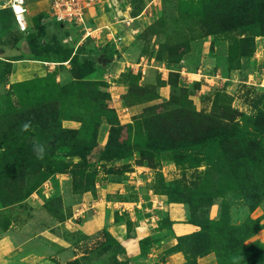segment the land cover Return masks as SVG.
Wrapping results in <instances>:
<instances>
[{
	"label": "rangeland",
	"instance_id": "obj_1",
	"mask_svg": "<svg viewBox=\"0 0 264 264\" xmlns=\"http://www.w3.org/2000/svg\"><path fill=\"white\" fill-rule=\"evenodd\" d=\"M80 1L28 0L24 34L0 9V264H220L251 220L264 244V0Z\"/></svg>",
	"mask_w": 264,
	"mask_h": 264
},
{
	"label": "built area",
	"instance_id": "obj_2",
	"mask_svg": "<svg viewBox=\"0 0 264 264\" xmlns=\"http://www.w3.org/2000/svg\"><path fill=\"white\" fill-rule=\"evenodd\" d=\"M28 0H0V9L10 10L16 29L24 34L28 30L26 18ZM53 19L60 24H77L83 21V7L80 0H49ZM86 4V2H82ZM90 3L86 4L89 5Z\"/></svg>",
	"mask_w": 264,
	"mask_h": 264
},
{
	"label": "trees",
	"instance_id": "obj_3",
	"mask_svg": "<svg viewBox=\"0 0 264 264\" xmlns=\"http://www.w3.org/2000/svg\"><path fill=\"white\" fill-rule=\"evenodd\" d=\"M10 13L12 20H14L13 14L10 10H7ZM249 225L245 227H250L249 233H244L242 236L233 237L230 242L224 243V237L222 238L221 252L217 249L219 254L220 264H226L222 259V252L225 254L233 252L237 258L235 260L239 261L240 264H264V244L261 243H252L251 245H245L246 241L253 237L257 231V222L249 221ZM231 227H229L230 231ZM240 230V228H234L233 231ZM220 235L217 234V240L220 241ZM233 264H237L234 262Z\"/></svg>",
	"mask_w": 264,
	"mask_h": 264
},
{
	"label": "clouds",
	"instance_id": "obj_4",
	"mask_svg": "<svg viewBox=\"0 0 264 264\" xmlns=\"http://www.w3.org/2000/svg\"><path fill=\"white\" fill-rule=\"evenodd\" d=\"M31 127V121H27L22 125V131H28ZM33 151L35 152L38 159H44L45 157V148L43 145L40 144H34Z\"/></svg>",
	"mask_w": 264,
	"mask_h": 264
}]
</instances>
